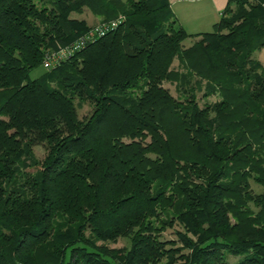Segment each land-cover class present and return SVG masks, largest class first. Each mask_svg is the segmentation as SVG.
I'll use <instances>...</instances> for the list:
<instances>
[{
	"label": "trees",
	"instance_id": "16d2710c",
	"mask_svg": "<svg viewBox=\"0 0 264 264\" xmlns=\"http://www.w3.org/2000/svg\"><path fill=\"white\" fill-rule=\"evenodd\" d=\"M83 9L107 27L42 67ZM261 49L264 0L193 34L167 0H0V264H264Z\"/></svg>",
	"mask_w": 264,
	"mask_h": 264
},
{
	"label": "rangeland",
	"instance_id": "374dc122",
	"mask_svg": "<svg viewBox=\"0 0 264 264\" xmlns=\"http://www.w3.org/2000/svg\"><path fill=\"white\" fill-rule=\"evenodd\" d=\"M71 16L76 17V18H78V17L84 18L85 21L87 22V24L92 25V27L94 25H96V23H97L96 18L93 17L90 14V12L86 9H83V11L81 13L72 14ZM185 32H187V33L192 32L191 34L195 33L193 31H186V30H185ZM203 32H205V31H203ZM181 43H182L183 47H186L191 43V38H186ZM254 57L264 66V49H261L258 52H256L254 54ZM170 66L174 69H180V66H178L177 60L175 58L172 60ZM42 71H43V68L37 67V68L30 71L29 76L31 78H35ZM162 86L164 88H166L172 96H175L177 94L172 83H169L167 81H163ZM201 90H203V88H201ZM195 94H196V97L198 98L199 104H201L202 102L211 103V102H214L218 99V96H216L215 94L208 95L205 98H200L201 91H196ZM88 110H89V106L87 104L83 103V104H81V106L78 107L77 113L79 116H83L88 112ZM33 154L37 159H40L43 156L42 148L39 146L34 147L33 148ZM29 170H31V169H29ZM250 187L254 192H261L262 190H264L262 187L258 186L257 184H254L252 182H250ZM176 230L179 231V230H181V228L177 224L174 223L170 227H166L162 232H160L159 236L162 240H172V241L176 242V239H177L176 235H175ZM106 244L109 247H123V246L127 247L128 246V239L124 238V237H120V238H117L114 242H107ZM226 258L229 261L235 260L234 257L228 256V255H226ZM157 264H163V261L161 260Z\"/></svg>",
	"mask_w": 264,
	"mask_h": 264
},
{
	"label": "crops",
	"instance_id": "0c3cea01",
	"mask_svg": "<svg viewBox=\"0 0 264 264\" xmlns=\"http://www.w3.org/2000/svg\"><path fill=\"white\" fill-rule=\"evenodd\" d=\"M176 22L186 31H208L227 0H167ZM192 33V32H189Z\"/></svg>",
	"mask_w": 264,
	"mask_h": 264
},
{
	"label": "built area",
	"instance_id": "2783aa9c",
	"mask_svg": "<svg viewBox=\"0 0 264 264\" xmlns=\"http://www.w3.org/2000/svg\"><path fill=\"white\" fill-rule=\"evenodd\" d=\"M107 25H94L93 27L89 28L85 34L80 36L76 41L71 43L66 47H60L58 50L48 54L45 56L44 60L42 61V67L44 68H51L54 65L58 64L62 59L70 56L75 50L81 48L84 45V42L92 39L96 35L101 34Z\"/></svg>",
	"mask_w": 264,
	"mask_h": 264
}]
</instances>
